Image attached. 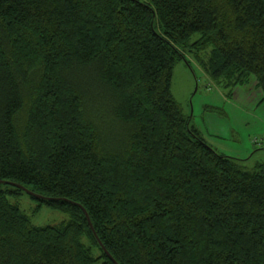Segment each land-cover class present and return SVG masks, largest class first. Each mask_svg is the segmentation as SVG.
I'll list each match as a JSON object with an SVG mask.
<instances>
[{
	"label": "trees",
	"instance_id": "16d2710c",
	"mask_svg": "<svg viewBox=\"0 0 264 264\" xmlns=\"http://www.w3.org/2000/svg\"><path fill=\"white\" fill-rule=\"evenodd\" d=\"M187 56L264 99V0H0V180L66 216L1 183L0 264H114L82 208L118 264H264V163L191 124Z\"/></svg>",
	"mask_w": 264,
	"mask_h": 264
},
{
	"label": "rangeland",
	"instance_id": "374dc122",
	"mask_svg": "<svg viewBox=\"0 0 264 264\" xmlns=\"http://www.w3.org/2000/svg\"><path fill=\"white\" fill-rule=\"evenodd\" d=\"M173 67L171 93L183 112L191 117L205 141L217 152L240 159L246 168L264 163V99L253 85H230L212 80L190 56ZM9 188V187H7ZM0 189H5L0 185ZM8 199L17 203L36 226L53 225L66 218L36 201L26 192Z\"/></svg>",
	"mask_w": 264,
	"mask_h": 264
},
{
	"label": "water",
	"instance_id": "95a60500",
	"mask_svg": "<svg viewBox=\"0 0 264 264\" xmlns=\"http://www.w3.org/2000/svg\"><path fill=\"white\" fill-rule=\"evenodd\" d=\"M1 183H3V184H9V185L15 186V187H17V188H20V189H22L24 192H26V193L32 195L33 197H35V198H37V199L51 200V198H48V197H45V196H43V195H39V194H36V193H33V192L27 190V188L23 187L22 185H20V184H18V183H15V182H12V181H9V180H0V184H1ZM54 200H55V199H54ZM71 203H73V202H71ZM74 204H76V203H74ZM82 211H83V213H84V215H85V217H86V220H87V222H88V225H89V227H90V229H91V231H92V233H93V236L96 238V240H97L99 246L103 249V251L106 253V255L108 256V258H109L114 264H118V263L113 259V257L109 254V252L105 249V247L103 246V244L101 243V241L98 239L97 234H96V232H95V230H94V228H93V226H92V223H91V221H90V219H89V217H88V215H87V213H86V211H85L84 208H82Z\"/></svg>",
	"mask_w": 264,
	"mask_h": 264
}]
</instances>
